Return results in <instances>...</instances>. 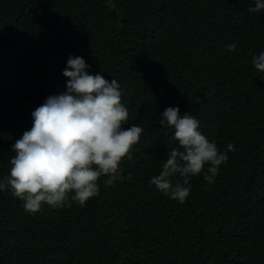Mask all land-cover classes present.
Wrapping results in <instances>:
<instances>
[{
  "label": "trees",
  "instance_id": "trees-1",
  "mask_svg": "<svg viewBox=\"0 0 264 264\" xmlns=\"http://www.w3.org/2000/svg\"><path fill=\"white\" fill-rule=\"evenodd\" d=\"M250 7L254 0H0V180L32 112L66 90L69 56L116 79L124 127L143 128L120 164L125 179L105 187L101 177L83 207L29 213L0 191V264H264V73L249 55L264 51V11ZM168 107L197 118L219 151L235 146L211 184L207 165L190 178L183 203L149 184L179 148L159 124Z\"/></svg>",
  "mask_w": 264,
  "mask_h": 264
},
{
  "label": "clouds",
  "instance_id": "clouds-1",
  "mask_svg": "<svg viewBox=\"0 0 264 264\" xmlns=\"http://www.w3.org/2000/svg\"><path fill=\"white\" fill-rule=\"evenodd\" d=\"M249 12L264 11V0H254ZM236 44L226 45L229 52ZM251 63L264 73V51L253 54ZM90 66L82 57L69 56L63 76L66 90L51 95L32 112V127L12 145L10 173L0 180V191L10 189L23 202L26 212H38L42 205L52 208L83 207L99 195V180L107 177L105 187L125 179L120 164L139 142L143 128L133 124L125 128L129 110L121 102V86L100 73L90 75ZM159 124L174 130L171 141L179 148L167 153L162 170L149 181L165 196L183 203L191 191L190 178L201 174L207 165L205 181L211 184L219 166L228 160V144L218 150L199 129V121L190 113L180 114L179 107H168ZM182 149V150H181ZM179 176L175 183L172 177ZM130 179V177H128ZM182 181V182H181Z\"/></svg>",
  "mask_w": 264,
  "mask_h": 264
}]
</instances>
